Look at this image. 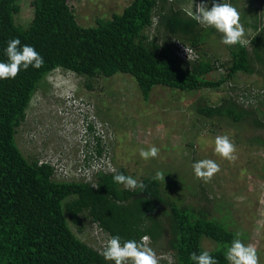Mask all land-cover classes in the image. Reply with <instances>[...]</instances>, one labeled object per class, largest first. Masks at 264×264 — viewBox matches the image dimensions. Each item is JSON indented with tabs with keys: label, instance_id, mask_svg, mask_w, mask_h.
<instances>
[{
	"label": "trees",
	"instance_id": "obj_1",
	"mask_svg": "<svg viewBox=\"0 0 264 264\" xmlns=\"http://www.w3.org/2000/svg\"><path fill=\"white\" fill-rule=\"evenodd\" d=\"M176 1L132 0L122 13L82 27L70 0H32L33 17L25 26L15 20L20 0H0V62H9L7 42L17 37L21 45L34 47L44 59L39 69L21 68L14 79H0V264H114L104 260L103 250L88 246L72 232L69 223L83 224L80 216L95 224L107 240L118 235L121 243L148 236L155 247L167 232L165 252L174 264H193L190 254L205 251L202 240L209 239L218 245L210 254L218 264H228L225 252L237 235L209 219L205 211L164 196L159 179L144 178L142 190H126L113 181L110 170L98 172L89 183L58 180L52 165L27 159L16 142L35 94L48 86L47 78L58 69L90 81L118 73L129 75L144 101L155 86L200 93L218 90L237 74H259L254 62L263 66L264 53L257 37L250 40L251 52L244 44L226 45L230 58L217 65L218 60L202 51L213 28L198 24L189 15L183 4L193 0ZM150 30H155L152 39ZM160 33L162 40L157 39ZM179 44L193 50L196 58L181 59L176 54ZM218 68L223 69L220 78L210 79ZM86 87L91 88L90 83ZM260 97L264 95H254V107L226 98L216 106L201 101L193 109L205 120L263 129ZM87 130V135H95L91 125ZM94 140L93 148L87 145L85 161L93 155L109 158L106 147L110 142ZM256 140L264 146V138ZM108 160L113 168V159ZM117 171L128 175L123 169Z\"/></svg>",
	"mask_w": 264,
	"mask_h": 264
},
{
	"label": "rangeland",
	"instance_id": "obj_2",
	"mask_svg": "<svg viewBox=\"0 0 264 264\" xmlns=\"http://www.w3.org/2000/svg\"><path fill=\"white\" fill-rule=\"evenodd\" d=\"M31 1L20 0L17 24L25 26L31 21ZM131 1L70 0L69 5L78 25L92 27L99 18L109 19L113 13H122ZM221 2L236 7L240 22L243 26L247 24L245 37H251L244 39L248 41L249 52L253 48L251 38L257 37L263 54L264 1L263 4L261 0ZM212 28L202 51L218 60L219 65L229 60V48L221 42L222 33ZM154 31L150 30L149 39L154 37ZM163 36L160 33L157 39L162 40ZM254 66L259 74H237L218 90L185 93L155 86L146 101L129 75L118 73L90 81L63 71L53 73L47 78L48 86L38 90L30 103L26 120L16 136L17 146L27 159H36L39 164L53 166L58 161V166L67 169L55 170L58 180H75L76 169L87 154V145L93 144L85 133L87 120L99 122L106 126L105 142L111 145L105 147L116 170L123 169L139 181L161 172L164 179L159 181L164 186V196L189 208L203 210L209 219L220 222L236 235L239 233L238 238L245 245L253 244L257 248L259 264H264V146L256 140L264 138V128L205 120L193 109L201 101L216 106L226 98L245 106H257L254 95H264V65L254 62ZM222 73L223 69L218 68L209 78L217 80ZM89 83L91 88L86 87ZM71 92L78 102L68 111L65 101ZM260 99L264 104V97ZM218 135H227L235 144L234 161L222 159L214 152ZM153 145L159 149V155L155 159H142L139 150ZM203 159H212L220 165V171L207 183L197 179L192 169L194 162ZM80 218L83 219L81 225L69 223L72 232L88 246L103 250L106 234L89 219ZM163 236L155 247L150 243L149 247L156 253L158 264H174L171 254L165 252L167 232ZM202 246L209 252L218 247L209 239H203Z\"/></svg>",
	"mask_w": 264,
	"mask_h": 264
},
{
	"label": "clouds",
	"instance_id": "obj_3",
	"mask_svg": "<svg viewBox=\"0 0 264 264\" xmlns=\"http://www.w3.org/2000/svg\"><path fill=\"white\" fill-rule=\"evenodd\" d=\"M211 5V7H209ZM193 10L189 12L196 22L205 27H214L222 33L221 42L225 45L248 43L245 37V28L240 22V12L232 4L221 2V0H200L196 3L193 0ZM189 59H195L193 50L187 49ZM5 54L8 63L0 62V79H14L21 68L27 70L29 66L39 69L44 64L43 57L30 45H21L20 39L12 38L7 42ZM56 70L54 73H59ZM64 100V99H63ZM65 101V100H64ZM214 152L222 159L234 161L236 159L235 144L227 135H218L214 140ZM139 155L144 160L155 159L159 155V149L151 146L148 149L141 148ZM192 169L197 179L209 182L213 176L220 171V165L212 159H203L192 164ZM113 181L123 185L126 190L144 189L146 186L132 176L118 172L114 167L110 169ZM154 179L163 180L161 172H157ZM239 233L237 234V237ZM150 237L143 236L140 241L125 240L110 237L104 244L101 255L105 261H112L114 264H158L156 253L149 247ZM190 259L193 264H218L216 258L209 251H201L199 254L192 252ZM225 259L228 264H259L257 248L253 244L245 245L241 239H233L225 252Z\"/></svg>",
	"mask_w": 264,
	"mask_h": 264
},
{
	"label": "built area",
	"instance_id": "obj_4",
	"mask_svg": "<svg viewBox=\"0 0 264 264\" xmlns=\"http://www.w3.org/2000/svg\"><path fill=\"white\" fill-rule=\"evenodd\" d=\"M187 47H185L184 45H181L179 44L178 45V49L176 51V54L181 58V59H187L189 57V53L186 51ZM79 100V99H78ZM66 109H68V111H71L70 108H71V105L78 102L75 98H73L72 96V92H71V95L68 96V98L66 99ZM83 103L86 104V106L88 105L87 102H84V100H82ZM78 114H81V110H78ZM89 117V116H88ZM82 122H84L82 120ZM92 126L93 127V130L95 131V135L94 136H89V142H93V144L91 145L90 144V147L93 148V145L95 144V140L94 138H101V140L103 141V143L106 141L105 140V128H102V125L99 124V122L97 123L96 121L90 119V120H87V123L85 125V128H86V135L88 133V130L87 128L89 126ZM104 134L102 135L101 133ZM92 150V149H91ZM86 154L83 156V163L76 169V172H77V176L74 177V179L76 181H84V182H92V180L94 179V176L98 173V172H106V171H109L112 167H111V164L109 163V158L108 157H104V154L102 157H97L95 155H93L87 162L85 161L86 160ZM53 167L55 168V170L58 171H66L67 169L62 166H58L57 164H54ZM111 171V170H110Z\"/></svg>",
	"mask_w": 264,
	"mask_h": 264
},
{
	"label": "crops",
	"instance_id": "obj_5",
	"mask_svg": "<svg viewBox=\"0 0 264 264\" xmlns=\"http://www.w3.org/2000/svg\"><path fill=\"white\" fill-rule=\"evenodd\" d=\"M200 1V0H199ZM261 4H263V2L261 1L260 2ZM184 6H185V8L190 12V11H192L193 10V8H192V6H193V2L192 3H187V5H185V4H183Z\"/></svg>",
	"mask_w": 264,
	"mask_h": 264
}]
</instances>
